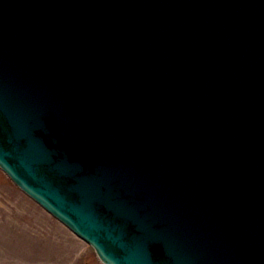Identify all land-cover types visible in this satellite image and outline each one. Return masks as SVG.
<instances>
[{
  "label": "water",
  "instance_id": "water-1",
  "mask_svg": "<svg viewBox=\"0 0 264 264\" xmlns=\"http://www.w3.org/2000/svg\"><path fill=\"white\" fill-rule=\"evenodd\" d=\"M0 165L107 264H264V0H0Z\"/></svg>",
  "mask_w": 264,
  "mask_h": 264
},
{
  "label": "rangeland",
  "instance_id": "rangeland-1",
  "mask_svg": "<svg viewBox=\"0 0 264 264\" xmlns=\"http://www.w3.org/2000/svg\"><path fill=\"white\" fill-rule=\"evenodd\" d=\"M0 264H102L0 169Z\"/></svg>",
  "mask_w": 264,
  "mask_h": 264
}]
</instances>
